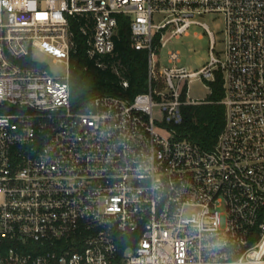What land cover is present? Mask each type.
<instances>
[{
    "label": "built area",
    "instance_id": "2783aa9c",
    "mask_svg": "<svg viewBox=\"0 0 264 264\" xmlns=\"http://www.w3.org/2000/svg\"><path fill=\"white\" fill-rule=\"evenodd\" d=\"M203 14L221 18L219 56ZM119 15L147 52L148 90L73 106V18L85 34L92 22L87 53L102 57ZM193 25L211 39L197 71L162 54ZM217 72L225 123L204 149L176 128L205 103L190 86ZM0 264H264V0H0Z\"/></svg>",
    "mask_w": 264,
    "mask_h": 264
},
{
    "label": "trees",
    "instance_id": "16d2710c",
    "mask_svg": "<svg viewBox=\"0 0 264 264\" xmlns=\"http://www.w3.org/2000/svg\"><path fill=\"white\" fill-rule=\"evenodd\" d=\"M114 36L115 49L110 55L90 57L87 40L91 34L89 22L86 34L82 27L86 18L76 16L71 22L73 47L69 59L71 103L78 106L94 97L109 95L132 101L148 90L146 51L134 48L131 41L130 19L118 16ZM100 64V65H99ZM23 65H33L29 62ZM124 83L127 85L125 86ZM210 93L205 103L182 107L183 122L176 128L178 137L204 149H212L225 123L223 79L216 73L215 80L208 82Z\"/></svg>",
    "mask_w": 264,
    "mask_h": 264
},
{
    "label": "rangeland",
    "instance_id": "374dc122",
    "mask_svg": "<svg viewBox=\"0 0 264 264\" xmlns=\"http://www.w3.org/2000/svg\"><path fill=\"white\" fill-rule=\"evenodd\" d=\"M196 19L205 23L208 29L214 35L215 47L214 55L219 56L224 50L223 42V24L219 15L203 14L196 17ZM157 20V17H155ZM210 42L208 32L200 25H193L187 35H182L180 38L173 40L162 54L165 55L169 50H177L181 56V62L191 71L200 70L210 60ZM33 59L37 62H42L48 65L51 73L56 77H63L67 75V65L65 63H58L56 60L48 55L36 53ZM210 88L205 80L194 82L189 89V97L195 100H206L209 96ZM154 119L157 122V130L166 137L169 133L161 128L160 121L162 120V112L159 109L154 110Z\"/></svg>",
    "mask_w": 264,
    "mask_h": 264
}]
</instances>
